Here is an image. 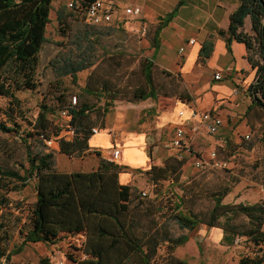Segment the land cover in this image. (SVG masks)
Here are the masks:
<instances>
[{"label":"trees","instance_id":"1","mask_svg":"<svg viewBox=\"0 0 264 264\" xmlns=\"http://www.w3.org/2000/svg\"><path fill=\"white\" fill-rule=\"evenodd\" d=\"M94 1L97 0L85 2L88 4ZM52 2L53 0H0V96L11 102H20L16 96L20 91L38 88L40 52L48 42L46 32L51 22ZM176 12L175 10L160 22L156 36L174 18ZM73 16V13L64 8L57 16V21L61 25H67L68 18ZM248 17L252 19L255 36L244 31V21ZM110 30L106 29V33L98 26L85 25L71 42L77 54L69 51L70 53H62L52 60L51 66L57 77L70 76L77 81L79 72L96 65L99 60L97 49L100 37L110 34ZM229 33V43L235 40L244 43L248 50L258 49L259 59L255 61L249 58L257 72L255 82L248 90L251 97L257 100L254 105L264 110V0H242V4L231 16ZM220 34L223 35L224 32ZM158 43L155 40V47ZM213 49L214 42L210 38L204 42L199 53L201 60L209 58ZM229 50L232 52L230 46ZM154 66L150 59L144 63L143 70L149 90H139L136 95L139 100L158 96L153 84ZM166 74L171 76L170 73ZM85 92L94 93L90 89ZM180 98L183 102L192 100L185 89ZM95 108L84 104L80 108L74 106L70 109L69 126L74 130V139L68 141L60 138L61 153L72 156L89 150V141L95 127L89 126L87 121L89 115L97 110ZM55 112L52 107L41 106V112L34 122H30L32 130L28 132H21L22 126L13 117H10L11 125L0 123V132L4 135H21L29 163L28 168L22 164L10 167L0 161V188L9 192L26 186L31 179L36 182V203L31 211V228L23 245H50L63 235L81 234L86 237L82 251L87 257L83 260L72 257L70 260L74 264H161L158 259L163 246L167 248V254L162 259L164 264H188L175 254L176 248L188 242V235L174 236L171 225L155 218L157 213L168 208L171 214L169 217L175 219L180 229L194 231L205 224L210 228H222V244L225 246L237 244L238 239H245L252 244L255 248L253 256L243 257L239 264H264V198L252 204H225L223 198L232 189L230 185H226L223 190L211 196L215 202L211 211L194 214L191 208L185 207L187 196L193 195L194 191L189 193L180 184L187 158L180 160L177 156L168 157L163 165L152 166L146 172L148 183L155 187L156 201L162 195V188L156 189L162 181H170L172 188L178 186L183 190L182 195L175 192L171 198L174 201L166 206L155 204V200L143 196L142 191L129 185H121L118 178L125 168L114 160L102 159L98 168L91 172H61L55 167L54 154L42 150L35 152L31 142L32 138L38 137L37 141L45 145L52 137L60 135V130L52 129L53 122L49 117ZM12 184L14 186L11 188ZM7 203L8 199L0 193V209ZM163 214L166 216V213ZM143 219H146V223ZM1 233H5L2 223L0 262L9 260L11 255L17 253L15 250L7 254L1 247V242L10 238L7 235L2 237ZM38 264L52 263L49 257H44Z\"/></svg>","mask_w":264,"mask_h":264},{"label":"rangeland","instance_id":"2","mask_svg":"<svg viewBox=\"0 0 264 264\" xmlns=\"http://www.w3.org/2000/svg\"><path fill=\"white\" fill-rule=\"evenodd\" d=\"M70 1L73 0H53L52 2L51 22L46 32L48 42L40 52V64L37 71L38 88L32 91H20L16 95L19 103L0 96V123L11 125L10 117H13L22 126L21 132H28L32 130L29 124L37 119L41 106L52 107L56 111L54 115H49L53 122L52 129L60 130V135L56 138L52 137L45 145L37 141L38 137H34L31 140L32 147L35 152L51 151L55 156V167L59 171L91 172L98 168L102 159L114 160L116 163L119 162L120 155L115 158L113 149L99 152L91 148L80 155L67 156L61 153L60 138L68 141L74 139V130L69 126L68 113L74 106L77 108L84 104L95 106L97 110L89 115L87 122L89 126L99 130L103 128L107 114L115 107L142 101L136 95L139 90H149L143 70L144 63L150 59L149 49L143 44L149 31L135 34L131 29L120 28L116 23L98 26L104 32L106 29H111V33L100 37L97 64L86 71L79 72L77 81L70 76L59 78L51 66L52 60L62 53L73 52L76 55V50L71 45L72 39L85 25H89L84 20L83 14L71 10L68 5ZM64 8L74 14L73 17L68 18L67 25H61L57 21V16ZM154 65L152 75L153 84L158 93L156 102L165 109L176 100H181L180 94L184 89V82L181 76L177 74L168 76L155 63ZM86 89L94 93H87ZM74 99H76L75 104ZM226 107L230 109L228 105ZM106 109H109L108 113ZM221 113L223 125L220 133L216 136L212 135L205 126H202L201 137L206 136L210 139L209 143H196L193 140L191 142L193 154L185 155L187 162L182 169L180 184L189 193L194 191L195 196L189 195L185 201V207L191 208L194 214H205L211 211L215 205L211 196L223 190L226 185H230L232 189L223 198L225 204L241 202L252 204L264 198V110L259 109L258 122L256 120L246 122L244 109L243 112H238L237 116H233L232 111L231 113L221 111ZM22 136H25V133H22ZM187 137L192 140L189 133ZM21 140V135H4L0 132V161L4 165L18 167L22 164L26 168L29 167L26 149ZM217 141H222L223 144H215L214 142L217 143ZM166 143L171 144L172 141H166ZM214 152L217 154L215 161L211 157ZM197 156L205 161L204 164L196 165ZM218 163L222 164L221 167L215 165ZM12 186L14 185L12 184L11 188ZM35 186V179H31L26 186L15 191L7 192L0 188L2 196L8 199L7 205L0 209V223L4 225L5 231L1 233V236L10 237L1 242V247L7 254L17 250V253L11 255L9 260L5 259L0 264H38L44 257H49L52 264H74L70 260L72 257L78 260L85 259L87 256L82 249L86 237L81 234L63 235L56 243L50 245L44 243L23 245L31 228V211L36 203ZM160 187L162 195H159L158 201L155 200L157 194L153 185L148 183L147 188L140 191L143 192V196L146 195V198L155 200L153 201L155 204H162V206L174 201L171 198L174 197L175 192L178 195L184 193L178 186L172 188L170 181H162L156 189ZM163 213H166V216ZM169 214L170 210L166 208L163 212L157 213L155 218L159 222L171 225L174 236L188 235L193 241L198 239L196 244L188 240L186 244L177 248L178 253L181 250L180 257L188 264H239L243 257L253 256L255 248L245 239L242 241L239 239V243L230 247L224 244L215 246L209 240L205 238L201 240L198 236L203 225L194 231L180 229L178 223L169 217L171 215ZM145 221L146 219H143L144 223ZM144 225L146 227V224ZM159 254L158 263L164 264L162 259L167 254L166 246L162 247Z\"/></svg>","mask_w":264,"mask_h":264},{"label":"crops","instance_id":"3","mask_svg":"<svg viewBox=\"0 0 264 264\" xmlns=\"http://www.w3.org/2000/svg\"><path fill=\"white\" fill-rule=\"evenodd\" d=\"M112 1L118 7V14L111 23L131 29L135 34L149 31L143 44L149 49L150 60L166 73L181 76L184 89L192 97L190 102L176 100L165 109L156 102L157 98L123 104L107 114L102 129L94 128L97 132L93 133L89 147L99 152L119 150L116 164L125 168L118 178L119 183L141 192L148 186L146 172L152 166L163 165L168 157L176 156L172 143L166 141L173 140L177 128H184L196 143H209L210 139L201 137L202 126L193 117L195 112L215 111L222 117L221 111H232L231 114L237 116L244 109L246 122H258L260 107L254 105L248 87L255 82L257 72L249 58L257 61L259 53L258 49L248 50L244 43L235 40L229 43L231 16L242 0ZM129 7L140 8L142 16L126 15L125 9ZM175 10L174 18L156 36L160 22ZM251 21V17L246 18L244 31L255 36ZM210 38L214 42L213 52L202 61L199 53ZM155 40L159 41L157 47ZM191 41L193 43H189ZM216 75L221 79L217 80ZM214 143L223 144L222 141ZM198 236L212 245L221 246L224 232L222 228L203 225ZM196 242L197 238L193 243ZM180 252L176 248L175 254L183 260Z\"/></svg>","mask_w":264,"mask_h":264},{"label":"built area","instance_id":"4","mask_svg":"<svg viewBox=\"0 0 264 264\" xmlns=\"http://www.w3.org/2000/svg\"><path fill=\"white\" fill-rule=\"evenodd\" d=\"M86 0H73L69 2V7L72 11L83 14L84 20L87 24L92 26H100V25H108L113 21L118 14V7L113 3L112 0H97L92 3H86ZM125 13L127 15L141 17L142 12L140 8L129 7L125 9ZM193 43V41L189 42ZM185 50L182 49V52ZM215 78L217 80L221 79L220 75H216ZM74 104L76 103V99H74ZM193 117H196L201 124V126H205L208 132L212 135H218L220 133L221 127L223 125V120L221 116L215 111H206L203 113H194ZM196 129V128H195ZM97 130L93 129V133H96ZM192 140L187 137L186 130L184 128H177L174 137L172 140V149L174 150L176 156L183 160L185 159V155L191 156L193 154L192 151ZM120 155L119 150L114 149V156L118 158ZM212 160L215 161L217 154L214 152L211 155ZM197 166L204 164V160L197 156ZM217 167H221L222 164H215ZM239 239L237 243H239Z\"/></svg>","mask_w":264,"mask_h":264},{"label":"water","instance_id":"5","mask_svg":"<svg viewBox=\"0 0 264 264\" xmlns=\"http://www.w3.org/2000/svg\"><path fill=\"white\" fill-rule=\"evenodd\" d=\"M264 35V34H263ZM263 40H264V38H263ZM253 100H254V102H256L257 100L255 99V98H252Z\"/></svg>","mask_w":264,"mask_h":264}]
</instances>
